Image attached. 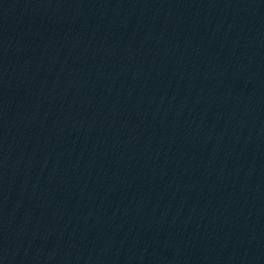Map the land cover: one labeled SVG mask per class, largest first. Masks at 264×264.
Returning <instances> with one entry per match:
<instances>
[{
    "label": "water",
    "instance_id": "obj_1",
    "mask_svg": "<svg viewBox=\"0 0 264 264\" xmlns=\"http://www.w3.org/2000/svg\"><path fill=\"white\" fill-rule=\"evenodd\" d=\"M0 264H264V0H0Z\"/></svg>",
    "mask_w": 264,
    "mask_h": 264
}]
</instances>
